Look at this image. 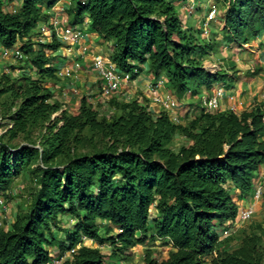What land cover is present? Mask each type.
I'll use <instances>...</instances> for the list:
<instances>
[{
    "label": "trees",
    "instance_id": "1",
    "mask_svg": "<svg viewBox=\"0 0 264 264\" xmlns=\"http://www.w3.org/2000/svg\"><path fill=\"white\" fill-rule=\"evenodd\" d=\"M14 1L0 0V50L18 44L26 72L0 75V197L13 198L21 178L25 208L18 204L0 227V264L64 256L59 264H110L103 246L112 260L132 264L133 249L147 241L167 255L145 248L143 264H264L262 223L218 232L237 224L239 202L253 194L264 166L261 105L210 112L200 97L184 122L153 112L139 95L113 96L109 115L85 95L75 112L61 109L48 83L60 80L63 45L54 34L39 40L57 0H21L11 10ZM184 1L77 0L67 11L71 24L87 17L91 31L113 42L110 60L132 80L133 69L147 66L178 101L196 100L226 74L203 67L220 44L182 21ZM217 1L222 30L236 45L264 33V0Z\"/></svg>",
    "mask_w": 264,
    "mask_h": 264
},
{
    "label": "built area",
    "instance_id": "2",
    "mask_svg": "<svg viewBox=\"0 0 264 264\" xmlns=\"http://www.w3.org/2000/svg\"><path fill=\"white\" fill-rule=\"evenodd\" d=\"M72 3L73 0H57L55 5L47 10V13L49 14L48 23L39 25V30L42 34V37H40L39 40L46 42L47 39H51L52 34H54L56 39L63 45V51L70 49V51L76 53V58L72 64H64L59 68L57 73L59 78H67L71 81L75 77V74L77 75L80 71L86 69L83 64L88 61V68L94 72L99 80V91L93 96L90 93L85 96L88 100L92 101H89L90 103H93L94 106L97 105L95 107H98L99 105L105 107L110 98L121 92V89L132 81L131 73L120 70L114 62L106 59L100 53L91 51L87 43L82 41L86 35L84 32L91 31L89 21L88 18L85 17L80 24L73 25L70 23L67 10ZM217 11V6L212 4L204 15L201 23V34L203 37H206L209 34V23L216 19ZM49 28H51L52 31H49L50 33L46 35V31L50 30ZM0 51V61L8 60L23 62L26 59V55L20 50L18 44L11 48L1 47ZM132 72L137 75L140 73L137 69H133ZM160 86H166L165 81L162 78L156 79L155 82H150L149 89L154 92L156 88ZM78 94L79 91L76 88L73 89V95L78 96ZM63 95L65 94L63 93ZM88 96H90V98ZM224 96L225 92L222 86L211 88L205 96H202L203 107L210 112L218 110L220 100ZM152 101L154 103H159L161 110L167 111L174 121H180L177 114L180 108L179 101L170 91L167 90L165 92L163 91L160 95H153ZM261 122L264 126V111L262 112ZM263 188L264 169L260 171L259 177L255 182L253 194L250 196V199L253 202L242 207L239 206L238 208L236 218L237 224L247 222L255 214L257 208L256 204L258 201H261ZM8 211L9 208L4 197H0V214L8 213ZM2 225L3 223L0 219V227H2ZM230 233V230L222 231L223 236H227ZM84 241L85 244H87V241L91 240L84 239ZM64 257L59 259L54 257L46 264H59Z\"/></svg>",
    "mask_w": 264,
    "mask_h": 264
},
{
    "label": "crops",
    "instance_id": "3",
    "mask_svg": "<svg viewBox=\"0 0 264 264\" xmlns=\"http://www.w3.org/2000/svg\"><path fill=\"white\" fill-rule=\"evenodd\" d=\"M207 4H209V3H207ZM180 6L178 5L179 11H181V9H185V6H181V7ZM217 6L220 9L219 3ZM10 9L15 10V9H13L12 6ZM205 11H208L206 6H205V9H201V11L199 12L200 19H198L196 17V21H197L196 27H199V25L201 24L202 15L205 14ZM184 12H185V10H184ZM222 19L223 18H221V20ZM218 25H220V28H222L223 22L220 21L218 24H216L215 27H217ZM97 37L101 38L100 42L101 41H104V42H101V44L98 43L100 45H95ZM82 41L87 43V45L89 46L91 51L96 52V53H100L104 57H105V53H102V50L104 49V47L106 45L107 46L111 45L109 51L111 52V50H112L113 42L111 40H104L101 36H99L98 34H96L93 31H89L88 34L83 38ZM243 45L244 44H242V46ZM247 45L250 47V48H248L249 52H247V53L245 51L240 52V54H239L240 56L244 55V57H245V54L247 56L246 59L242 58V61L240 60V63L238 62L240 58H238L237 55L234 58V60H231V55H229V53L230 54L233 53V51H234L233 49L235 47H231L232 49L228 52V55H227V51H223L220 48L221 47L220 46V47H218V50H216L215 52H213L211 54V56L208 58V60H205L207 62H210L211 63L210 65L216 66L218 68V71H220V70L223 71L226 74L225 78L228 80L227 91L225 93V96L220 100L221 106H220V108H218L219 110L232 109L236 112H241L243 110L250 109L251 107H253L255 105H261L262 111H264V97H263L264 96V33L260 37L254 39V40H251L249 42V44H247ZM232 46H234V45H232ZM67 51H66L67 53L63 54V57H67L68 60H70V59L74 60L76 58V53L74 51H70V49H68ZM213 56L219 57L220 59L215 58V60H217V61H213V63H212V60H213L212 57ZM224 56L228 57V60H225ZM106 59H109V58H106ZM243 59H244V61H243ZM6 62H9V61L8 60L0 61V63H1L0 67H5ZM69 63H70V61H69ZM83 65L86 69L79 72V74H81V76H80L79 80L76 79L75 88L78 85L81 86L84 83H88L87 85H89L88 86L89 88L91 87L90 88L91 90L87 94L90 93L93 96V94H97L99 91V80L96 77V75L94 74V72H92L88 68L89 67L88 61L84 62ZM207 72L209 73V71H207ZM82 76H83V78H81ZM155 80L156 79L147 70V67L143 66L142 71H140L139 75H137L135 79H133L129 84L125 85L123 87V89H121V90H127L128 91L129 87L132 86L134 95L136 94L137 96L138 95L143 96L145 98V100H147L149 108L153 112L158 113L161 110V107H160L159 103H154L152 101L153 95H160L163 93V91L165 92L167 90L168 91H170V90L167 88V86H160V87L156 88V90L154 92L151 91L149 89V84H150V82H155ZM71 85H73V84H71ZM93 85L95 86L94 88H93ZM66 87H70L72 89V87H74V86H68V83H67ZM212 88H214V87H212ZM202 89L203 90H201V93L198 96H196V101H198V99L200 97L205 96V94L208 93L204 86L202 87ZM55 92H58V91H55ZM137 92H139V93L137 94ZM140 93H142V94H140ZM184 99L189 101V102H187L188 103L187 105H184V104L180 105V108H179L178 113H177L178 117L180 119V122H184L185 118L187 116L190 118V117H192V114L194 112H197V110L196 111L193 110V109H196V107L189 105L190 101H193L194 99L190 96H186ZM181 107L182 108L186 107V108L182 109ZM262 169H264V166L262 167ZM258 202L260 203V201H258ZM258 202H257V204L259 207L260 204ZM243 204L245 205L243 200L239 202L240 207L244 206ZM257 204H256V207H257ZM254 222H260L264 225V220H262V219H257ZM240 226H242V223L232 225L229 222H226L223 225L222 229L223 230H230L232 233L235 230H237Z\"/></svg>",
    "mask_w": 264,
    "mask_h": 264
},
{
    "label": "rangeland",
    "instance_id": "4",
    "mask_svg": "<svg viewBox=\"0 0 264 264\" xmlns=\"http://www.w3.org/2000/svg\"><path fill=\"white\" fill-rule=\"evenodd\" d=\"M48 1V0H47ZM77 0H73V2H76ZM209 3V4H207ZM220 5V9H219V12L217 14V17H216V20L214 21H211L209 23V34L206 36V37H203L202 34L200 35V38L204 39V38H210L212 39V37L216 40V42H218L220 45L218 47H220L223 51H227V55H228V52L232 49L231 47H235L233 50V53L229 55H231V60H234V58L236 57V55L238 56L239 59V63H240V60L242 61V58L246 59V54H245V57L244 55L243 56H240V52H249L248 48H250L247 44L249 43H246L244 44L243 46L241 45L239 47V45H235V41L232 39H234L232 37V35L227 32L225 33L222 28H220V25H218L217 27L216 24H218L220 21L223 22V20H221L223 14H224V6H222V3L221 2H218L217 0H186L184 1L183 5L181 6H185V9H181L180 11V14H181V18H182V21L187 25L189 26H192L193 28L195 29H198L199 27H196V24H197V21H196V17L198 19H200V16H199V12L201 11V9H205V6L206 8L208 9V7L212 4L214 5ZM11 6L13 7V9L17 10L20 6H21V0H15L11 5H10V8ZM180 6V5H179ZM180 6V7H181ZM179 10V8H178ZM185 10V12H184ZM188 13H187V12ZM203 11V10H202ZM206 12V11H205ZM193 16V17H192ZM192 17V18H191ZM202 20H203V15H202ZM201 20V22H202ZM186 21V22H185ZM223 26H224V23H223ZM50 30H47L46 31V35H48L52 29L49 28ZM37 31V30H36ZM35 31V32H36ZM50 31V32H49ZM84 34H88V32H84ZM42 35V34H41ZM85 35V36H86ZM38 37V36H37ZM100 39L99 37H97L96 39V42H95V45H100L101 42H104V41H101L100 42ZM104 39V38H103ZM47 40H50V39H47ZM105 40V39H104ZM100 43V44H98ZM234 45V46H232ZM111 46V45H110ZM110 46H105L104 49L102 50V53H105V57L106 58H110V54L111 52L109 51L110 50ZM218 50V48H217ZM61 52V56L63 57V54L64 53H67L65 50L64 51H60ZM57 53V54H60ZM50 53V52H48ZM59 58V60L61 61L60 64H70L72 63V60H68L67 57H63V58ZM225 57V60H228V57L224 56ZM215 58L217 59H220L219 57H216V56H213L212 57V63L213 61H217L215 60ZM243 59V61H244ZM70 61V63H69ZM218 63V62H217ZM1 65V63H0ZM26 65L25 61L23 62H18V61H9V62H6V65L5 67H0V75L1 73H4V72H8L10 75L14 73L15 74H18L20 71L21 72H26V71H23L21 70V68H23L24 66ZM12 66H16L17 68L16 69H13L11 70ZM147 67V66H146ZM203 67L209 71V73H215L216 71H218V68L214 65H209V64H205V62H203ZM20 68V69H19ZM30 71L32 72L33 71V68L30 69ZM27 72H29V70L27 69ZM221 74V72H220ZM81 74H75V77L72 79V81H70L69 79L67 78H60V80L57 82V83H53V82H50L48 83V86L54 91H58V92H55L54 94V99H57L61 102V109H67L69 110L70 112H75L77 110V105L78 104V99L80 96L82 95H85L87 94L91 89V87L89 88L87 85L88 83H84L83 85H78L76 87V89L79 91V94L78 96H75L73 95V89H75V81L76 79L79 80ZM83 78V76L81 77ZM215 80H213V87H219V86H222L224 92L226 93L227 91V83H228V80L225 78V77H222L219 75V77H214ZM64 83H68V86H74L72 87V89L70 87H66V86H63ZM73 84V85H71ZM65 87V88H63ZM95 86L93 85V88ZM63 88V92H60ZM131 88V89H130ZM131 90V91H130ZM130 91V92H129ZM132 92V93H131ZM63 93L65 95H63ZM68 93V94H67ZM130 93V94H129ZM139 92H137L138 94ZM142 94V93H140ZM95 95V94H93ZM119 96L121 97H124V98H133L135 97L134 93H133V87L130 86L129 87V90H121V92L118 93ZM68 96V97H67ZM90 98V96H88ZM92 97V96H91ZM194 99V98H193ZM0 101H4V98L2 97L0 99ZM90 101V100H89ZM92 102V101H90ZM189 101L185 100V99H181L179 101V105H187ZM194 103H196V100L194 99L193 100ZM190 103H192V101H190ZM93 104V103H92ZM193 104V103H192ZM97 106V105H95ZM192 106L195 107V105L193 104ZM221 104L219 103V106L218 108H220ZM183 107V106H182ZM181 107V108H182ZM186 107L182 108V109H185ZM104 112L106 114H111V111L109 108L105 107L104 109ZM57 114V113H56ZM1 121V119H0ZM3 129H1L2 131ZM16 143H19V142H22L20 138H18L16 141ZM26 184L25 180H21V178L17 179L16 182H15V185H14V188H13V192H14V197L11 198V199H6V203L8 205V208H9V211L8 213H3V214H0V219L2 220V223L4 222H12L14 219H15V214H16V206L18 204H21L22 208H25V202L23 200V198L20 196V190H22L23 186ZM26 195V193L24 194ZM243 202L245 203V205L247 204H251L253 201L249 198H246L243 200ZM259 203V202H258ZM259 207H258V204H257V208H256V212L255 214L252 216V218L250 220H248L247 222H244L242 224H247V223H251V222H254L255 220L257 219H262L264 220V203L260 201L259 203ZM244 205V204H243ZM223 230V229H222ZM219 232V235L222 236V231L221 229L218 230ZM59 237H62V234L59 233L58 234ZM87 245H95L94 241H87ZM145 248H152L153 251L157 254V256H159L160 258H164L166 255H167V249H165L161 244L160 242H156V243H149L148 241L146 242V246H142V245H139L137 247H135L133 249V253H132V264H143L142 262V259H143V251ZM101 250L102 252H104L106 254V262L108 263H113V264H126L125 262L126 261H118V260H112L110 257H109V254H110V248L108 246H103L101 247ZM208 258H210V256H208ZM207 258V259H208Z\"/></svg>",
    "mask_w": 264,
    "mask_h": 264
},
{
    "label": "clouds",
    "instance_id": "5",
    "mask_svg": "<svg viewBox=\"0 0 264 264\" xmlns=\"http://www.w3.org/2000/svg\"><path fill=\"white\" fill-rule=\"evenodd\" d=\"M180 5H183V3H181ZM210 6H211V5H210ZM210 6H209V7H210ZM216 6H217V5H216ZM209 7H208V10H209ZM217 8H218V6H217ZM206 12H207V11H206ZM206 12H205V14H206ZM218 12H219V8H218L217 14H218ZM205 14H204V15H205ZM204 15H203V18H204ZM216 17H217V15H216ZM215 20H216V19H215ZM202 21H203V20H202ZM201 23H202V22H201ZM199 29L201 30V24L199 25ZM201 33H202V30H201ZM47 41H49V40H47ZM62 51H63V50H62ZM70 60H72V62L74 61L73 59H70ZM108 60H110V58H109ZM70 64H72V63H70ZM62 65H64V64H62ZM62 65H61V66H62ZM61 66H60V67H61ZM216 72H217V71H216ZM210 74H212V72H211ZM179 122H180V121H179ZM222 231H223V230H222ZM222 236H223V235H222ZM223 237H224V236H223Z\"/></svg>",
    "mask_w": 264,
    "mask_h": 264
}]
</instances>
